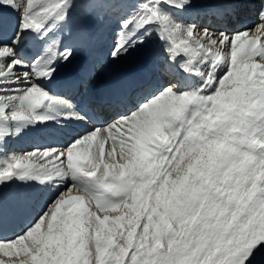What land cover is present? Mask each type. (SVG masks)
I'll use <instances>...</instances> for the list:
<instances>
[{
	"label": "snow or ice",
	"instance_id": "obj_1",
	"mask_svg": "<svg viewBox=\"0 0 264 264\" xmlns=\"http://www.w3.org/2000/svg\"><path fill=\"white\" fill-rule=\"evenodd\" d=\"M0 264H264V0H0Z\"/></svg>",
	"mask_w": 264,
	"mask_h": 264
},
{
	"label": "bare ground",
	"instance_id": "obj_2",
	"mask_svg": "<svg viewBox=\"0 0 264 264\" xmlns=\"http://www.w3.org/2000/svg\"><path fill=\"white\" fill-rule=\"evenodd\" d=\"M249 16H252L254 18V21H253L252 25H249L246 27L251 28V27H253L256 24L261 22V18H259V14H258L257 10L254 9V12L252 15L248 13V14L244 15L243 17H249ZM236 26H237V24L233 25V27H236ZM238 27L243 28L245 26H238ZM107 37H108V39H107ZM110 40H111V36L105 35V37L104 36L102 37L101 41H102V44L105 47H107V46H110V44H111V43L110 44L108 43V42H110ZM153 45H154V48H156L158 46V43L154 41L152 43V45H150V46H153ZM117 65H118V63L107 64L105 67L102 68L103 70L99 74V78L101 79V81H100L101 83L99 85H97L98 87H105V86H109V85H114V84H117L120 81L124 80L123 77L120 75V73L116 70ZM71 127L75 133H83L85 131V127L83 129H81V128H79L78 124H73ZM28 139L29 138H25V139L19 141L18 143L14 144L15 150L16 151H30V150H32V148H33L32 144H31L32 147L20 149V145ZM29 140H31V139H29ZM63 144H66V143H58V145H60V146H62ZM4 235H6V234H4Z\"/></svg>",
	"mask_w": 264,
	"mask_h": 264
}]
</instances>
